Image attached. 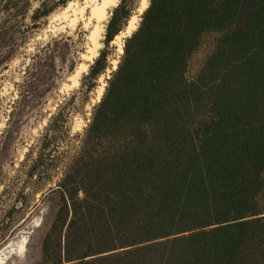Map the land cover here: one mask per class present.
Wrapping results in <instances>:
<instances>
[{
	"label": "trees",
	"instance_id": "1",
	"mask_svg": "<svg viewBox=\"0 0 264 264\" xmlns=\"http://www.w3.org/2000/svg\"><path fill=\"white\" fill-rule=\"evenodd\" d=\"M30 1L0 0V13L18 24ZM44 6L30 19L46 16ZM130 13L120 0L105 46ZM207 34L213 48L188 78ZM64 37L31 57L13 109L56 87L59 44L73 69L79 50ZM0 44L3 57L17 45L7 32ZM122 48L82 131L71 135L64 101L25 154L23 166L35 150L26 177L54 184L41 264H264V0H149ZM106 54L89 65L81 93L105 71Z\"/></svg>",
	"mask_w": 264,
	"mask_h": 264
},
{
	"label": "rangeland",
	"instance_id": "2",
	"mask_svg": "<svg viewBox=\"0 0 264 264\" xmlns=\"http://www.w3.org/2000/svg\"><path fill=\"white\" fill-rule=\"evenodd\" d=\"M141 1L127 0L131 13L121 31L125 30L133 15L137 17L135 29L137 28L142 14V12L139 13ZM40 2H44V9L46 8L49 12L46 16H41L33 21L30 16L39 7ZM87 2V0H31L29 3L27 2L29 6L26 15L24 18H20L18 24L12 20L11 11L0 13V37L3 32H7L8 37L17 44L14 52L7 57H3L4 51L0 44V264H41V243L44 235L41 220L54 201L51 195L47 194L48 187L54 184L49 181L50 177L48 176L26 177L25 173L30 165V160L35 157V150L29 156V161L23 166L25 154L40 137L50 115L64 101L69 100L68 126L71 135L82 131L89 121L92 106L99 101L102 95H100V87L104 90L105 79L109 78L110 72L116 68L122 54L119 53L118 47L120 45L123 47V40L126 36L118 38V40L114 37L107 46L104 44L105 25L116 4L109 10L99 48V50L104 49L107 53L105 71L91 82L92 88L84 93L80 92L82 77L88 69L81 73L76 84H72V76H74L79 63L83 62L82 54L91 46L89 35L94 25L87 23L89 15ZM70 4H73L74 7L64 15L65 8ZM82 7H85L84 16L81 17L77 13L78 18L73 22V10L78 11ZM61 34L69 37L67 40H62L71 49L78 47L79 51L73 69L70 71L68 68L72 56L68 54L64 45L59 44L60 54H56L54 60V66L58 71L56 87L45 91L41 101L36 104L28 103L27 106L18 104L13 109V103L18 98V85L24 77L26 67L31 63V57L48 41ZM214 39V34L203 36L199 48L189 61L186 74L188 78L194 77L200 70L204 59L213 48ZM91 63H87L88 67ZM75 90L77 92L73 95ZM65 145L66 143L63 142L59 146V150L65 149ZM50 175L54 181L58 173L51 172ZM30 225H33L32 231L25 232L24 229ZM19 233L22 234L21 241L13 249L3 252V249L8 247Z\"/></svg>",
	"mask_w": 264,
	"mask_h": 264
},
{
	"label": "bare ground",
	"instance_id": "3",
	"mask_svg": "<svg viewBox=\"0 0 264 264\" xmlns=\"http://www.w3.org/2000/svg\"><path fill=\"white\" fill-rule=\"evenodd\" d=\"M87 1L88 2L86 3V6L89 8V12H88L89 15L87 17V23H93V25H94L93 29L89 35V39L91 41V46H90V48L87 49V51L85 53L82 54L83 62L79 63V65H78V67L74 73V76H72L73 77V83H72L73 85L78 82L77 79L79 78L81 73L85 72L88 69L87 63L92 62L93 59L97 56L98 50L101 46L102 34L104 32V24L108 19L109 10L117 4L118 0H87ZM147 6H148V4H147ZM73 7H74L73 4H70L67 8H65L64 15H66V13L68 11L72 10ZM145 8L146 7H144V5L141 1V7L139 8V13L143 12V10ZM141 9H143V10L141 11ZM84 11H85V7L80 8L78 11L76 9H74L73 10L74 18L72 19V21L74 22L78 18L77 13H79V15L81 17L84 16L83 15ZM136 20H137L136 15L131 16L125 30L121 31L119 34H117L115 36V39L118 40V38H122L124 36L129 35L133 31V29H135V27H136L135 26ZM118 51H119V53L123 52L122 45H120L118 47ZM102 90H103V88L100 87V95L102 94ZM29 229H30V227H26L24 229V231L28 232ZM21 237H22L21 233L16 235L13 238V240L11 241V243L9 244V246L5 247L3 249V252H6L9 249H13V247L21 241Z\"/></svg>",
	"mask_w": 264,
	"mask_h": 264
},
{
	"label": "snow or ice",
	"instance_id": "4",
	"mask_svg": "<svg viewBox=\"0 0 264 264\" xmlns=\"http://www.w3.org/2000/svg\"><path fill=\"white\" fill-rule=\"evenodd\" d=\"M142 3H143V5H144V7H147V4H148V0H142ZM143 9H141V11H142Z\"/></svg>",
	"mask_w": 264,
	"mask_h": 264
},
{
	"label": "water",
	"instance_id": "5",
	"mask_svg": "<svg viewBox=\"0 0 264 264\" xmlns=\"http://www.w3.org/2000/svg\"><path fill=\"white\" fill-rule=\"evenodd\" d=\"M28 227H30L29 231L31 232V231H32V227H33V225H30V226H28Z\"/></svg>",
	"mask_w": 264,
	"mask_h": 264
}]
</instances>
